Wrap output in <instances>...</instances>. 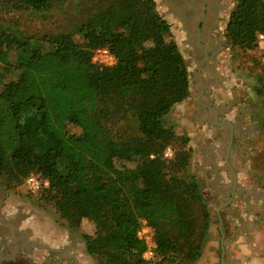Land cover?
Segmentation results:
<instances>
[{
	"label": "trees",
	"instance_id": "1",
	"mask_svg": "<svg viewBox=\"0 0 264 264\" xmlns=\"http://www.w3.org/2000/svg\"><path fill=\"white\" fill-rule=\"evenodd\" d=\"M53 1L15 4L41 13ZM154 7L152 0H112L57 35L0 28V73L8 78L0 85V179L5 188L22 176L47 181L41 197L70 230L79 231L82 220L94 226L93 235L80 238L96 264H194L208 236L199 185L178 175L189 151H175L169 162L162 155L187 143L165 125V116L188 97L189 83L169 26ZM259 34L264 0H237L225 27L228 43L252 52ZM98 48H107L116 64L93 65ZM254 90L264 108V66ZM68 124L80 133L69 134ZM140 218L155 233L149 262L136 238Z\"/></svg>",
	"mask_w": 264,
	"mask_h": 264
},
{
	"label": "rangeland",
	"instance_id": "2",
	"mask_svg": "<svg viewBox=\"0 0 264 264\" xmlns=\"http://www.w3.org/2000/svg\"><path fill=\"white\" fill-rule=\"evenodd\" d=\"M155 4L154 11L164 20L169 26L170 32V39L176 44L180 55L185 63L187 69V78L189 83V90L190 91L188 97L181 103L176 104L165 116V125L167 127H171L175 129L177 132L178 137H183L187 139L186 144H181L177 142L172 146H168L166 148L171 149V153L174 155L175 151L180 149H184L185 151H189V160L187 162V166L185 172H180L178 175L183 176L185 178H192L196 180L199 185L200 195L203 200V204L206 205L207 211L209 212L210 216V223L213 222L210 229L211 239L215 238L214 241L207 239L204 242L202 253L206 249L207 253L203 255V258L199 260L197 264H212L213 259L218 260L220 258V243L218 239L220 238L218 230H217V218L216 217V209L214 211V205H221L222 196L220 197L218 194L211 192L206 183L204 175H202L201 169L207 164L204 158L201 160V151L197 144H192L191 138L194 136L191 134V138L188 133L189 124L187 123L186 116L192 112H195L197 107L196 104V97L199 91L198 86L193 83L194 79V69H192L191 63H189L191 57L188 48L185 45V42L182 43L184 39V35L181 32L180 22L177 21L173 14L170 13L168 2L166 0H152ZM112 0H54L52 4L45 9L41 13L34 12L28 8L22 7L19 4H15L16 0H0V28H5L9 26H13L18 30L24 32L28 36L33 37H41L43 35H57L61 33H67L76 25L82 24L86 21L92 14L96 13L99 10L105 9ZM219 8H220V20H221V27H220V34L224 37L221 50H219L218 54V61L222 65V72L224 75L225 80H230L232 85L235 83L239 85V92L238 98L236 101H231V97L228 96V100L226 98H220L224 105L229 104L230 106L234 105L237 108L241 109V111H245L246 109H250L254 111L252 115V124L249 125L252 128V137L246 140L247 145H238L236 146L237 153H244V156L249 157V162H245L246 166L248 165L249 171L246 173V178H244L245 183L249 185H253V189L257 188L258 191L255 190V196L252 195L251 200H254V203H251L249 200V196H245L242 194H235V203L233 205H263L264 207V131L262 129V121L264 119V108L261 106L260 98L257 96L254 88H256L258 84V80L262 78V68L264 63L262 61V54L259 49L252 51V52H242L237 48H232L227 41L225 36V27L228 21L229 15L233 10L237 0H217L216 1ZM73 39L77 43H83L84 39L82 35H76ZM149 46V43L145 44ZM216 56V55H215ZM188 61V62H187ZM4 63V58H2L0 53V69ZM209 70H201L199 74L202 79L209 74ZM204 77V78H203ZM208 79V78H207ZM8 81L7 77H4L2 73H0V85L4 82ZM206 82V79L203 80V83ZM228 84V83H227ZM227 84H224L225 89ZM208 86V85H207ZM229 87V84H228ZM234 88V87H233ZM231 90V94L235 95V89L229 87ZM229 94V95H231ZM221 97V96H219ZM207 99V94L205 93L203 97L200 98L201 103H205ZM210 100L212 103L214 100ZM209 103V101H208ZM172 111V112H171ZM173 116V117H172ZM184 120V121H181ZM196 121H193V125H195ZM67 132L69 134H79L80 129L75 127L71 124L67 125ZM197 142V139H196ZM165 148V149H166ZM162 153L163 158L166 159L168 162L173 160V155L171 157H165L164 152ZM182 150V151H184ZM247 160V159H246ZM248 161V160H247ZM203 162L205 163L203 165ZM117 167H128L133 168L135 163H120L116 162ZM167 173H172V168L168 165ZM28 177V176H27ZM27 177L22 176L18 182H12L9 188L4 187V182L0 179V202H3L2 196L7 195L8 200L12 202V204H20V203H27L32 205L35 203L39 209L43 208L49 213L55 211L52 203H45L42 199L41 195L43 191L48 188V186L43 187L37 193H30L26 190L25 187V179ZM8 190L11 193H4ZM4 193V194H3ZM225 196V195H224ZM223 196V198H224ZM11 204V203H9ZM190 205H196L191 203ZM52 207V208H51ZM246 209L244 208V211ZM55 215L59 216L55 211ZM141 219V218H140ZM260 227L257 226L256 229H260V238L259 241L255 242V255H258L264 258V212L260 218ZM61 219L59 218L58 221ZM63 222V226H66L65 221ZM42 222V221H41ZM89 226L92 225L91 222L86 221ZM38 230L40 233L46 232V224L38 223ZM94 227V226H93ZM225 228V227H223ZM231 226L229 225L225 229V236H228V233ZM95 229V228H94ZM70 232L80 233L79 231H72L69 229ZM92 232H95L92 230ZM78 233V234H79ZM82 234V233H80ZM79 234V235H80ZM13 237V236H12ZM9 236L0 237V264H25L24 261L19 259L26 250V248L21 245L18 247L22 241V238L18 233H14L13 239H18L17 242L14 244L8 241ZM21 239V240H20ZM20 240V241H19ZM83 241V240H82ZM232 243H230L231 246ZM238 244V243H236ZM239 245V244H238ZM18 247L16 254L19 257H13V248ZM39 250L45 251L44 248H40ZM43 254V253H42ZM44 255V254H43ZM250 256L246 257L247 260ZM15 260V262H13ZM37 264H38V259ZM264 262V259H263Z\"/></svg>",
	"mask_w": 264,
	"mask_h": 264
},
{
	"label": "crops",
	"instance_id": "3",
	"mask_svg": "<svg viewBox=\"0 0 264 264\" xmlns=\"http://www.w3.org/2000/svg\"><path fill=\"white\" fill-rule=\"evenodd\" d=\"M212 57L214 64L211 70L209 69L204 83L205 79L199 75L201 69L197 58L192 66L194 69L193 83L198 86L199 91L195 99L197 104L195 112L183 118L187 119L189 124L187 135L190 138L191 134L194 136L191 138L192 144L198 143L201 160L204 158V161L208 162L207 164L203 162L205 166L200 173L204 175L208 187L212 189L211 192L222 197L230 190L231 193L236 194L250 193L244 180L249 171L248 165L244 163L250 160L248 156H244V153L238 154L236 146L247 145L246 140L252 137V128L249 125L253 122L254 111L250 109L241 111L234 105L222 103L220 98L225 97L228 100V96L231 97V101H236L239 85L235 83L232 85L230 80L224 79L223 67L218 61V56ZM227 83L229 87L237 91L235 95L231 94ZM224 84H227L225 89ZM205 93L207 94L206 102L201 103L199 100ZM190 97H192L191 91ZM212 98L214 101L210 103ZM193 121H196L195 125L192 124ZM175 134L177 135V132ZM3 190L4 193H11ZM255 190L258 191L257 188ZM2 199L3 202H0V237L7 235L9 236L8 241L14 244L18 241V239H13L14 233H18L22 238L18 247L23 245L26 248L24 254L19 257L16 254L18 247H14L13 257H19L25 264H37L36 259H38V264H96L87 254L85 244L79 235L80 233L94 234L92 232L94 227L89 226L86 220L81 222L80 233L75 234L70 232L67 226H63L61 220L58 221L59 216L55 215L52 207L54 213L51 214L43 208L39 209L35 203L32 205L25 202L12 204L7 195L2 196ZM213 208L214 211L216 209V212L221 213L220 216L217 213L216 217H212V219L218 217L217 230L220 236L218 241L221 248L220 258L213 259L212 264H264V258L255 255V242L260 238V229L256 227H260V218L264 212L263 205H214ZM44 222L47 228L43 234L37 226L38 223ZM212 225L213 222L210 223V226ZM226 225L231 226L228 236H225L224 232ZM210 229L211 227L208 229V234H210ZM208 239L215 240V238L211 239L210 235ZM230 243H232L231 246ZM40 248H44L45 251L39 250ZM1 252L2 250L0 254ZM206 253L205 249L204 254L202 253L194 264H197ZM248 256L250 260L246 259Z\"/></svg>",
	"mask_w": 264,
	"mask_h": 264
},
{
	"label": "flooded vegetation",
	"instance_id": "4",
	"mask_svg": "<svg viewBox=\"0 0 264 264\" xmlns=\"http://www.w3.org/2000/svg\"><path fill=\"white\" fill-rule=\"evenodd\" d=\"M166 1L168 2L170 13L180 22L181 32L184 35L182 43L185 42L190 52L191 59L189 63L193 66L194 60L197 58L201 70L206 69V72L207 69L211 70L214 64L212 56L216 55L217 57L219 50L224 45V37L220 34V8L216 2L217 0ZM252 187V184L249 185L248 189H250V193L245 192V194L249 196L250 202L254 204V200L250 198L252 195L255 196V189ZM231 192L230 190L224 198L222 197L221 205H233L235 203L234 195L236 193ZM240 194L245 195L244 193ZM217 213L218 216L221 215L220 212ZM228 226L226 225L225 227L227 228Z\"/></svg>",
	"mask_w": 264,
	"mask_h": 264
},
{
	"label": "built area",
	"instance_id": "5",
	"mask_svg": "<svg viewBox=\"0 0 264 264\" xmlns=\"http://www.w3.org/2000/svg\"><path fill=\"white\" fill-rule=\"evenodd\" d=\"M257 44L264 63V34H259L257 36ZM91 62L98 67H112L116 64V58L107 48H98L92 52ZM171 152L170 148H166L164 156L171 157L173 155ZM47 185V181H42L35 175H29L25 179L26 190L30 193H37ZM136 238L144 245L142 259L147 262L152 261L155 258V252L157 249L155 233L153 228L143 218L138 220Z\"/></svg>",
	"mask_w": 264,
	"mask_h": 264
}]
</instances>
